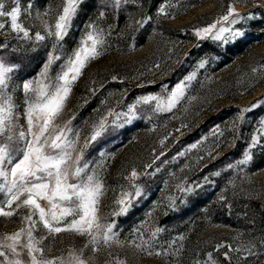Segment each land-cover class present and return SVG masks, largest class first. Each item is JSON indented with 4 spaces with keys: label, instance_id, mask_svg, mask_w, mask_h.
<instances>
[{
    "label": "rangeland",
    "instance_id": "1",
    "mask_svg": "<svg viewBox=\"0 0 264 264\" xmlns=\"http://www.w3.org/2000/svg\"><path fill=\"white\" fill-rule=\"evenodd\" d=\"M18 2L20 22L34 34L37 29L43 32L44 21L54 23L57 6L63 0ZM162 2L152 8L145 7L152 16L150 21L135 24L131 21L139 19L144 9L138 10L131 0L119 11L112 7L111 0H81L62 42L63 52H70L88 31V23H94L105 33L101 55L90 60L73 83L57 120L61 125L68 121L73 129L79 130L77 150L83 147L91 122L109 107L116 112L127 111L126 105L141 95H166L177 83L184 81L186 85L184 96L172 110L153 112L155 102L137 104L138 115L134 120L127 124L121 120L120 127L110 126L107 133L83 149V159L102 166L106 189L98 215L115 221L114 231L120 239L135 236L136 243H141V237L148 240L152 236L153 228L163 229L155 239L149 240L152 247L148 251L127 243H113L110 248L101 245L96 253L86 249L85 255L94 256V264H104L107 260L115 264L113 258L125 259L126 264H182L191 259L184 246L188 239L189 251H198L201 245H222L216 249L220 253L205 249V259L195 260L194 264H208L209 252L219 263L225 258V251H229L233 264H264V247L252 249L254 255L232 250L237 245L246 248L249 241L259 245L264 239V233L246 223L249 221L242 214L253 204L264 211V132L250 149L252 159L246 164L238 163L252 134L264 120V103L249 107L264 98V0H232L241 13L255 15L232 26L242 29L241 37L221 40L197 37L192 28L204 26L223 14L229 0H180L181 5L192 6L186 10L173 7L168 15L158 16L155 9ZM170 3L175 5L176 0ZM45 9L50 10V15L38 17L37 12ZM102 11L104 14L100 15ZM0 20L5 22V28L0 29V43H6L11 50L18 43L16 34L11 31L7 17ZM51 46V39L40 42L38 50L25 59L16 74L17 83L39 71ZM25 47L31 49L30 44ZM201 59L206 61L203 67L199 66ZM189 73L195 75L185 80ZM112 76L118 79L112 80ZM15 97L22 113V90H17ZM242 108H249L243 120L238 117ZM220 110L223 113L216 121L206 122ZM20 123L25 124L23 115ZM192 144L197 146L189 148ZM181 152L184 154L178 155ZM229 164L234 166L228 168ZM133 167L140 173L134 182L140 185L141 195L133 199L126 213H119L116 200L121 191L134 193L133 182L128 179ZM177 185L191 186L193 190L185 194ZM221 195L226 199L220 200ZM169 197L174 198V208ZM21 219L19 211L11 217L0 215V234L21 227ZM181 222L204 223L188 238ZM35 234L45 236L42 244L47 257H66L70 246L79 248L85 240L71 231L49 236L42 226ZM229 244L232 249L227 247ZM157 248H166L169 254L157 255Z\"/></svg>",
    "mask_w": 264,
    "mask_h": 264
},
{
    "label": "snow or ice",
    "instance_id": "2",
    "mask_svg": "<svg viewBox=\"0 0 264 264\" xmlns=\"http://www.w3.org/2000/svg\"><path fill=\"white\" fill-rule=\"evenodd\" d=\"M128 2L129 0H111L112 7L117 11ZM80 3L81 0H63L57 6L54 23L44 21L43 32L37 29L33 34L29 27L20 22L21 5L18 0L8 7L5 0H0V17L8 18L10 29L16 34L18 41L11 50L6 43H0V215L11 217L18 211L22 214L21 227L0 234V264H94L95 257L85 255L86 249L90 248L92 253H96L101 245L110 248L113 243H127L148 251L152 247L149 240L155 239L156 234L163 231L159 227L153 228L152 236L148 240L141 237V243H136L135 236L132 239H120L119 234L114 231L115 221L104 220L98 215L100 201L106 189L101 176L102 166L99 163L92 165L83 159V149L107 133L110 126L116 128L120 127L121 120L124 124L134 120L138 115L137 104L151 105L155 102V106L151 108L153 112L172 110L184 96L186 85L181 81L166 95H141L133 103L126 105L127 111L116 112L109 107L103 115L91 122L89 135L85 137L83 147L77 150L79 130L73 129L68 121L61 125L57 120L66 105L73 83L82 75L89 61L101 55L100 49L105 35L103 29L94 23H88V31L82 34L78 45L70 52H63L62 42L69 32ZM131 3L138 10L144 9L139 19H133L132 23L142 24L152 19L144 8V0H131ZM190 6L192 5H181L180 0H176L175 5L170 0H163L155 11L158 16L168 15L169 9L173 7H184L186 10ZM103 14L102 11L100 15ZM49 15V9L42 13L37 12L38 17ZM254 15L253 12L241 13L234 7L232 0H229L223 14H218L204 26L193 27L192 31L197 37L236 39L242 36V29L232 26ZM4 28L5 22L0 20V29ZM48 39L52 40L51 50L46 52L39 71L33 77L21 78L17 83L15 76L24 65L25 59L38 50L40 42ZM29 44L31 49L25 47ZM58 61L59 67L54 69ZM205 63L201 59L199 66L203 67ZM252 71L255 72L256 69ZM194 75L189 73L184 79L191 80ZM111 79L116 80L118 77L112 76ZM17 90H22L23 94L22 113L18 111L19 105L16 103ZM261 103H264V98L257 99L249 107L255 108ZM248 110L249 108L240 109L239 119L243 120ZM21 115L25 124L20 123ZM261 132H264V120L260 121L259 128L252 134L243 159L238 163L246 164L252 159L250 149L259 142ZM196 146L192 144L188 147ZM233 166L227 165L228 168ZM139 175L133 167L128 179L133 182L134 193L121 191L116 200L119 213H126L133 199L141 195L140 185L134 182ZM177 187L185 194L193 190L191 186ZM219 199L225 200L226 197L221 195ZM169 200L170 206L174 208V198L169 197ZM117 214L113 212V215ZM41 226L49 236L71 231L85 240L79 248L70 246L66 257H47L42 244L45 236L35 234ZM221 246V243H217L215 248L220 249ZM258 246L264 247V239L259 241V245L249 241L246 248L237 245L232 249V245H227L229 249L245 255H254L252 249ZM155 251L157 255L169 254L166 248H157ZM207 255L208 264H218L212 258L211 252ZM223 256L230 264L229 251L223 252ZM113 259L115 264H126L125 259ZM104 264H112V261L107 260Z\"/></svg>",
    "mask_w": 264,
    "mask_h": 264
},
{
    "label": "trees",
    "instance_id": "3",
    "mask_svg": "<svg viewBox=\"0 0 264 264\" xmlns=\"http://www.w3.org/2000/svg\"><path fill=\"white\" fill-rule=\"evenodd\" d=\"M14 0H5V4L7 6H12ZM36 1H43V0H36ZM160 0H144V8L145 7H155L156 4L159 2ZM223 113V110H220L216 115L210 116L209 119H207L206 122L209 123H213L214 121L217 120V116H219L220 114ZM242 214L245 216L246 223H250L252 225L255 226V228L257 229V231L263 232L264 233V211L261 210L259 208V206L257 204H253L252 206H247L246 210L242 211ZM258 217L260 219H258ZM202 223L204 222H181V225L186 233V235L188 236V238L190 236H192V233L194 232L195 229H200L202 227ZM213 223V222H211ZM227 225H232L238 229L241 230L242 226H235L236 224H233V222H225ZM244 223V222H241ZM185 248H186V252L189 253L191 259H189V261H185L182 264H194L195 260H203L206 257V252L205 249H211V251H215L216 248L214 246H205V245H201L198 247V251H189V241L187 239V241L184 244ZM216 253H220V250H216ZM216 256V255H215ZM218 264H229V261L225 258H221L220 262ZM230 264H233L232 262H230Z\"/></svg>",
    "mask_w": 264,
    "mask_h": 264
}]
</instances>
